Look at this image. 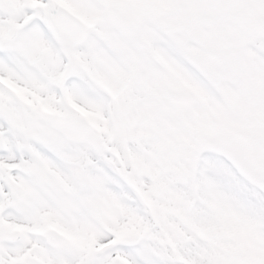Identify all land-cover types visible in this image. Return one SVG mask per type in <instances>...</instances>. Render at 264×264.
Listing matches in <instances>:
<instances>
[{
  "label": "snow or ice",
  "instance_id": "6c2138e0",
  "mask_svg": "<svg viewBox=\"0 0 264 264\" xmlns=\"http://www.w3.org/2000/svg\"><path fill=\"white\" fill-rule=\"evenodd\" d=\"M0 264H264V0H0Z\"/></svg>",
  "mask_w": 264,
  "mask_h": 264
}]
</instances>
